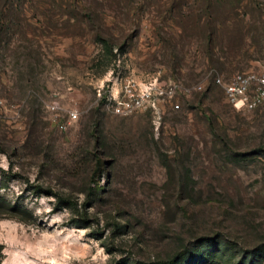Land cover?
<instances>
[{
  "label": "rangeland",
  "instance_id": "374dc122",
  "mask_svg": "<svg viewBox=\"0 0 264 264\" xmlns=\"http://www.w3.org/2000/svg\"><path fill=\"white\" fill-rule=\"evenodd\" d=\"M247 70L264 0H0L1 264H264V112L212 81ZM128 79L187 91L116 114Z\"/></svg>",
  "mask_w": 264,
  "mask_h": 264
},
{
  "label": "built area",
  "instance_id": "2783aa9c",
  "mask_svg": "<svg viewBox=\"0 0 264 264\" xmlns=\"http://www.w3.org/2000/svg\"><path fill=\"white\" fill-rule=\"evenodd\" d=\"M212 81L221 88L226 102L234 108L264 112V70L236 72L229 78L217 75ZM192 89L201 92L203 84H194ZM178 91L185 93L187 89H182L177 82L156 86L152 82L139 84L128 79L123 87L109 92L104 103L112 112L121 115L141 111L150 105L154 106L156 99L171 104L173 109H178L180 108V103L177 101ZM48 107L52 112H57L59 109L55 103ZM76 118L75 110L68 111L67 121H74ZM67 121L58 122L59 128L66 129Z\"/></svg>",
  "mask_w": 264,
  "mask_h": 264
},
{
  "label": "trees",
  "instance_id": "16d2710c",
  "mask_svg": "<svg viewBox=\"0 0 264 264\" xmlns=\"http://www.w3.org/2000/svg\"><path fill=\"white\" fill-rule=\"evenodd\" d=\"M94 156H95L96 161H97L96 162L97 163L96 166L98 167L100 165L101 161H100V158H98L97 152H94ZM4 207H5V205H4ZM2 258H3L2 248L0 247V264L2 263Z\"/></svg>",
  "mask_w": 264,
  "mask_h": 264
}]
</instances>
